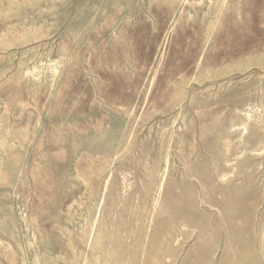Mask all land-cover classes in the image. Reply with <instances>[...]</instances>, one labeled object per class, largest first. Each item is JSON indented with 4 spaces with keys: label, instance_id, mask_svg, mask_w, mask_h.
I'll return each mask as SVG.
<instances>
[{
    "label": "rangeland",
    "instance_id": "rangeland-1",
    "mask_svg": "<svg viewBox=\"0 0 264 264\" xmlns=\"http://www.w3.org/2000/svg\"><path fill=\"white\" fill-rule=\"evenodd\" d=\"M0 264H264V0H0Z\"/></svg>",
    "mask_w": 264,
    "mask_h": 264
}]
</instances>
